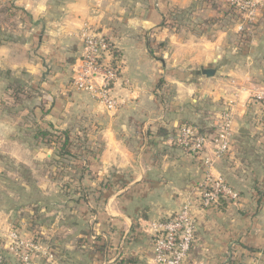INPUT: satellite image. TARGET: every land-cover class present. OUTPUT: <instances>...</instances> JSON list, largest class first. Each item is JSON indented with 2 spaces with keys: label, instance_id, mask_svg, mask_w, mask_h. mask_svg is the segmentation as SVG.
<instances>
[{
  "label": "crops",
  "instance_id": "0c3cea01",
  "mask_svg": "<svg viewBox=\"0 0 264 264\" xmlns=\"http://www.w3.org/2000/svg\"><path fill=\"white\" fill-rule=\"evenodd\" d=\"M2 4L16 25L0 31L1 236L13 228L24 239L35 236L40 264H155L154 222L187 200L196 203L201 180L222 177L241 197L218 208L194 204L197 235L184 264H264V109L257 99L264 91V1L254 22L225 0ZM84 28L108 36L121 53L116 108L68 84ZM226 109L235 115L226 155L213 143L193 155L176 142L181 124L208 133ZM76 126L87 127L90 167L99 175L84 183L88 200L56 191L50 197L45 181L33 185L34 198L28 184L14 192L5 173L22 171L33 155L50 156L31 150L34 128ZM4 252V264H22Z\"/></svg>",
  "mask_w": 264,
  "mask_h": 264
},
{
  "label": "built area",
  "instance_id": "2783aa9c",
  "mask_svg": "<svg viewBox=\"0 0 264 264\" xmlns=\"http://www.w3.org/2000/svg\"><path fill=\"white\" fill-rule=\"evenodd\" d=\"M229 7L236 8L246 20L254 22L258 5L264 0H225ZM83 49L81 57L72 68L70 85L89 94L94 100L113 109L118 105L114 84L119 78L122 59L115 57V45L102 33L84 28L81 33ZM264 109V91L257 95ZM235 115L232 109L222 112L215 128L204 133L198 126L181 124L175 133L176 142L193 155L201 154L208 143H213L217 155L224 156L230 149L234 134ZM198 201L187 200L172 216L153 224V259L155 264H184L196 241L197 221L194 204L201 209L215 207L223 198L237 201L240 192L222 177H206L197 183ZM196 206V205H195ZM5 248L13 251L22 264H40L35 236L24 239L15 228L0 235V264L5 262Z\"/></svg>",
  "mask_w": 264,
  "mask_h": 264
},
{
  "label": "rangeland",
  "instance_id": "374dc122",
  "mask_svg": "<svg viewBox=\"0 0 264 264\" xmlns=\"http://www.w3.org/2000/svg\"><path fill=\"white\" fill-rule=\"evenodd\" d=\"M3 8H6L5 4L0 6V31L3 30L2 28L9 29L11 26L14 27L16 25L15 16L11 12L4 11ZM1 37L2 36L0 33V38ZM71 76L72 74L69 76L68 84H70ZM33 94L34 93H32L30 90L29 97H32ZM86 128V126H76L72 128L66 127V129L53 128L59 130H70V135L72 138V144L70 147L73 151V154H65L63 156L58 155V153L59 149L62 147L64 137L61 139L59 138L58 140L47 142V140H44L42 137H37L38 129L36 130L34 128L33 132L35 138L30 140L31 150H34V148L37 149L38 147L43 148L44 150L41 151L42 155L44 156L45 151L48 150L50 156L47 157L45 155L44 158H39L38 155H33L30 157V160L28 159L27 165L29 166H24L22 171L14 168L13 171L5 173L4 177L6 180H11L14 182V185L11 184L13 186V191L19 192L17 191V187L24 183L25 185L28 184L30 186L29 192L31 195H33V192L38 194L39 189L38 191L37 189L33 190V185L35 184L37 186L38 182L41 183L45 181L46 184H48V192L50 197H53V193L56 191V193H61L68 199L74 200L78 198V200H88L87 197L92 194V190L84 183H89L90 181L94 180L96 181L99 175L98 171L92 170L90 167V153L87 152L89 143L85 136L87 131ZM17 161L18 160L15 159L14 163H17ZM37 164H43V167H37ZM32 198H34V195ZM32 201L34 202V199ZM28 206L29 211H32L36 208V206H34L32 203ZM29 215L32 220L34 217H36L35 213L33 212ZM35 240L37 241L36 237Z\"/></svg>",
  "mask_w": 264,
  "mask_h": 264
},
{
  "label": "trees",
  "instance_id": "16d2710c",
  "mask_svg": "<svg viewBox=\"0 0 264 264\" xmlns=\"http://www.w3.org/2000/svg\"><path fill=\"white\" fill-rule=\"evenodd\" d=\"M231 9L237 10L236 8H233V7H231ZM114 53H115L116 59L120 60V55H121L120 51L115 49ZM38 136L42 137L44 140H47V142L58 140L59 138L61 139L62 137H64L63 144H62V147L59 149L58 155L63 156L65 154H67V155H72L73 154V151H72V149L70 147V145L72 144L71 143L72 138H71V135H70V130L53 129V127L48 128V129L47 128H44V129L40 128V129L37 130V137ZM87 152L91 153L93 151L90 150L89 147H88ZM97 155H98V153H96V152L93 153L94 157L97 156ZM225 201L226 200L221 198L217 202L215 207L216 208L220 207L221 205H223L225 203ZM117 264H126V263L121 260Z\"/></svg>",
  "mask_w": 264,
  "mask_h": 264
},
{
  "label": "water",
  "instance_id": "95a60500",
  "mask_svg": "<svg viewBox=\"0 0 264 264\" xmlns=\"http://www.w3.org/2000/svg\"><path fill=\"white\" fill-rule=\"evenodd\" d=\"M202 72L208 76V77H212L215 75V70L214 69H202ZM243 131L247 132L248 130L243 129Z\"/></svg>",
  "mask_w": 264,
  "mask_h": 264
}]
</instances>
